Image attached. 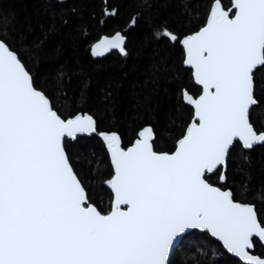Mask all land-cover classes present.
<instances>
[{"label": "snow or ice", "instance_id": "obj_1", "mask_svg": "<svg viewBox=\"0 0 264 264\" xmlns=\"http://www.w3.org/2000/svg\"><path fill=\"white\" fill-rule=\"evenodd\" d=\"M203 9L195 29L149 33L180 51L188 83L169 125H142L127 144L66 96L54 101L0 19V264H173L197 232L214 264H264V204L232 179L264 148V0ZM117 14L105 6L99 23ZM141 20L100 36L91 57L126 56L124 32ZM81 140L100 150L94 183L73 161Z\"/></svg>", "mask_w": 264, "mask_h": 264}, {"label": "trees", "instance_id": "obj_2", "mask_svg": "<svg viewBox=\"0 0 264 264\" xmlns=\"http://www.w3.org/2000/svg\"><path fill=\"white\" fill-rule=\"evenodd\" d=\"M206 0H0V19L6 20L16 44L25 54L33 75L55 101L69 103L94 114L101 127L117 131L127 144L142 125L166 128L175 114L176 90L188 83L182 73L181 53L149 37L154 26L166 23L177 33L198 26ZM105 6L118 14L99 23ZM142 13L139 26L124 32L127 55L113 52L102 59L90 55L100 36L126 28L130 17ZM60 73L62 78L57 80ZM180 121H177L179 125ZM73 161L85 181L95 182L89 168L90 154L100 158L95 140L74 146ZM233 187L250 185L248 193L260 207L264 201V148L252 154V167L245 176L235 167ZM107 201H105V204ZM210 247L194 234L177 250L173 264H214ZM204 253H208L205 255ZM258 254V253H257ZM222 260L223 257H216Z\"/></svg>", "mask_w": 264, "mask_h": 264}, {"label": "water", "instance_id": "obj_3", "mask_svg": "<svg viewBox=\"0 0 264 264\" xmlns=\"http://www.w3.org/2000/svg\"><path fill=\"white\" fill-rule=\"evenodd\" d=\"M113 52L117 53V54L120 55V56H124V55L120 54L118 50H112V51L109 52V53H105L103 57H97V58H94V59H102V58L108 56L109 54H111V53H113Z\"/></svg>", "mask_w": 264, "mask_h": 264}]
</instances>
